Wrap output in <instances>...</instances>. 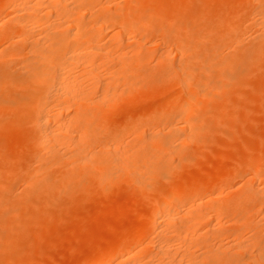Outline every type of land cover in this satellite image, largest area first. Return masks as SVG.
<instances>
[{
  "label": "bare ground",
  "instance_id": "bare-ground-1",
  "mask_svg": "<svg viewBox=\"0 0 264 264\" xmlns=\"http://www.w3.org/2000/svg\"><path fill=\"white\" fill-rule=\"evenodd\" d=\"M189 1L186 0L183 5L187 9H184V12L190 10V6H187ZM238 1L240 2V0L236 2ZM166 2L168 1L0 0V42H6L5 46L2 45V48L0 46V90L5 91L11 87L24 90L17 99L23 110L17 106L19 110L16 111L20 113L14 117L10 116L16 112L15 110L8 115L9 118L4 113L16 107L0 96V130L6 131V134L8 131L17 130L14 131L16 134L13 132L16 135L13 137L18 142H15L17 148H23L28 155L29 153L31 155L29 162L25 160L27 164L23 168L20 166L21 169L18 165L16 170L0 169L2 171L0 173H4L2 174L4 179L0 178V239L3 237L6 238L5 241L8 238L10 240L11 232L12 235L14 231L23 232L32 223L41 222V218L45 216L42 217L40 213L44 214L47 209L45 203L51 205L53 201L48 202V198L43 197L45 195H49L50 198L51 194L54 193L55 196L59 193L64 198L81 192V195L85 193L90 196L92 193L95 196H105L110 194L106 193L111 192L113 186L125 184L129 186L127 189L141 194L144 200L150 201L148 214L140 216L138 222L129 229L109 238L105 245L92 250L91 254L78 264H264V224L262 223L264 222V170L257 165L258 163L245 162L242 159L236 167L223 166L222 169H215L213 173L204 177L196 172L188 180L170 182L165 187L157 184L159 182L157 180L168 181L169 176L178 169L179 162L176 164L174 159L181 161L187 145L197 142L199 133H203L202 128H199L203 116L211 106L214 107V102L225 98L219 97L222 91H227L223 89L224 86L226 84L229 86L230 82L226 83L225 80L235 81L234 77L237 76L242 78L240 82L246 81L245 74L250 75L251 69L255 72L250 68L254 67L251 65L252 62L256 63L259 57L264 56V0L243 2L245 7L243 10L249 9L248 5H250V10L247 12L249 21H246L249 24L246 27L235 25L233 21H229V16L224 14V10L234 9L233 2L231 5L229 3V9L222 7V16L225 18L228 16L224 26L228 34L225 35L226 37L223 36L224 38L217 45L234 46L236 51L230 54L231 56L220 58L211 57L209 54V57L200 58L198 61L195 59L190 61L188 58L191 51L188 46H192V43L187 46L182 35L177 36L179 34L177 31L174 33L176 25L161 23L162 17L168 13ZM236 2L234 3L238 6L239 3ZM222 3L217 2L219 5H226ZM208 9L210 8H206ZM3 11L6 14L3 15ZM212 11L213 9L210 13ZM238 11L236 10V13ZM236 13L231 14L235 17ZM223 17H220V27ZM241 21H244V18ZM174 22L172 21L173 24ZM205 23L206 21L203 25ZM212 25L214 24L211 23L210 26ZM207 27L208 32L214 33L212 28ZM216 28H214L215 32ZM243 33L244 35L251 33V36H248L252 39L248 41L246 48L243 47L246 42L243 43V48L237 46L241 42L240 38H244ZM219 48L214 50L222 49L221 46ZM203 51L205 54V50ZM156 52L158 54L155 55ZM172 56L178 58H175L177 64L170 63ZM154 57L163 64L162 67L166 71L163 70L164 74L168 73L164 78L175 77V87L173 86L174 90L176 88L175 92L166 96L168 98H164L162 104L160 100V103L155 105V109H148V112L144 109L145 114L141 111L142 116L138 117L140 112L137 119L133 116L135 121L129 118L124 123L123 127L132 132H129L131 136L133 135L131 140H124L127 136L123 138L125 133L123 131L114 130L112 133L106 123L101 124H106V130L109 129L112 134L107 131L108 136H101L100 132L103 134L104 131H100V120L117 108L126 93L131 97V94H134L133 90L137 92L140 87L152 86L158 81L157 78L161 74L154 77L150 73L152 69L144 67L147 63L145 61H151L147 59ZM259 61L257 68L264 63ZM169 64H173L174 69ZM159 72L163 73L161 70ZM219 74L220 78L217 77ZM214 77L219 80L215 78V82H212ZM172 80L174 82V79ZM139 81L144 83L139 84ZM233 90L230 89L231 94ZM233 94L237 99V94ZM125 97L129 98V96ZM15 99L12 97V101L16 103ZM242 100H246L245 96ZM12 101L10 103H13ZM221 105L219 106L222 108V111L220 110L222 115L224 109ZM224 105L232 106L231 102L229 105L227 102ZM236 105L235 109L238 106ZM195 107H197L196 113H190ZM239 108L242 111L243 107ZM229 109L233 110L232 107ZM217 110L219 112V109ZM171 111L176 113L169 115ZM233 112L237 113L234 110ZM234 113L232 115L236 116L237 114ZM243 113L247 112L243 111ZM224 114L225 116L228 114V109ZM102 120L105 121L107 118ZM241 121L244 120L241 118ZM212 128L214 129L213 126ZM262 144L261 142L258 147ZM25 157L28 156L24 155V159ZM20 159L24 160L23 157ZM0 160L3 158L0 157ZM15 162L17 164V161ZM21 162L19 161L20 164H25L24 161ZM234 176L242 178V184L240 183L238 189H232L231 180ZM15 181L21 186L18 190L17 186L14 191ZM217 181H224L227 190L219 189L218 192L213 189ZM97 191H101V194L95 193ZM155 193L159 195L155 197ZM83 200L81 201L84 202ZM33 201L36 205L32 206L34 209L30 206ZM23 210L24 213L27 211L25 217L23 213L21 214ZM250 211L256 216H261V220H256L258 224L249 217ZM12 213H20L23 219L11 220ZM82 231H85V228ZM245 231L249 235H252V231L255 232L253 236L248 237L247 234L245 237ZM16 234L17 237L21 234L24 238V234ZM25 237L27 238V235Z\"/></svg>",
  "mask_w": 264,
  "mask_h": 264
},
{
  "label": "rangeland",
  "instance_id": "rangeland-1",
  "mask_svg": "<svg viewBox=\"0 0 264 264\" xmlns=\"http://www.w3.org/2000/svg\"><path fill=\"white\" fill-rule=\"evenodd\" d=\"M167 1L168 2H166V4H168V5H166V6H167V9H168V13H166V15H164L162 17V19L163 18L164 19L163 20L161 19V21H162L161 23L164 22L165 24L166 23L167 24L171 23V25H173V26L176 25L175 26L176 29H175L174 33L178 32L179 34H177V36L178 35H180V36L182 35L181 37L183 38L184 44L186 43L187 46L192 43V46L191 45L188 46V49L191 50L189 52V56H188L190 61H194V59L196 61H198L200 58H204L206 56L209 57V54H210L211 57L212 56L213 57L216 56V57L220 58L222 56H226V55L228 56L230 54L232 55L234 53V51H236V47H234V46L232 47V46H229V45H224V47H223V45H220L221 48L223 47L221 50H214V49H216L217 47H218V49H220L219 48L220 46H218L217 44H219L220 43L219 41L222 40V38H224L223 36L228 34V33L225 32L226 31L225 30L226 27H224L225 24L228 21V18H227L228 16L230 18L229 21H231V22L233 21V23L235 25L239 24L238 26L242 25L243 27H246V25L249 24L246 21L248 20V14L249 13L247 14V12L250 10V5H248L249 9L246 7L247 9L243 10V8H245L244 7V3H246L245 2L246 0L245 1L240 0V2L239 1L236 2L237 0H233V1L231 0L233 2V3L231 2L232 3V7H234V9L230 8L232 10H229V11L228 10H226V11L224 10L223 11V8H225V9L228 8L229 9L230 6H228V5L230 3L229 2L230 0H227L228 2L226 0H221V1L220 0H218V1L215 0V2L213 0H210V1H212V3H210L212 5H210L208 3V2H210L209 0H208V2H207V0L206 1L202 0L201 2L203 4L200 2V0H197V1L196 0H192L193 2H190L191 0L190 1L187 0V1H189L187 3V6H190V10H191V11L189 10L188 12H184L185 10H187L183 6L186 0H167ZM194 1L196 3H194ZM175 2H178V3L181 2V4L180 3L178 4V3H175ZM217 2H219V3L223 2L222 4H226V5H221V4L219 5V4H217ZM234 2H236L237 4L239 3L238 6L235 5ZM231 3H230V5H231ZM193 4H195V5H193ZM208 5H210V6H208ZM240 5H241V8H239ZM168 6L171 7V8H169ZM205 6H207L206 8H210V9L206 10ZM187 8H189V7H187ZM203 8H205V9H203ZM235 8H236L237 11L239 10L237 13H236ZM211 9H213L212 13H210ZM4 11L6 12L7 10H4ZM4 11L2 12V14L3 13L6 14L8 12L7 11L5 13ZM222 11L225 12L224 14L228 15V16H226V18L222 16ZM214 12L216 14H214ZM234 12L237 14V15L235 14V17H234L233 14H231V13H234ZM208 15H209L211 20L209 19ZM215 16L217 18L219 16L224 18L221 27H220V21H221L220 17H219V19H220L219 20V19H216ZM174 18H175V20H174ZM190 18H192V19H190ZM195 18H197V19H195ZM243 18H244V21H241V20H243ZM245 18H246V20H245ZM200 19H202V20H200ZM206 19H208L209 21L206 20ZM172 21L173 22L175 21L176 23L174 22V24H173ZM205 21L208 24L207 25L205 23V25L209 26L210 27L209 29L212 28L214 30V33L208 32L209 31L208 27L207 26L205 27V25H203V23ZM211 21H213V22H211ZM217 21H218L219 25H218ZM225 21H226V23H225ZM179 22H181V23L179 24ZM196 23H197V25H196ZM211 23H213L214 25L210 26ZM243 23H245V24H243ZM202 26H204L205 29ZM189 27H190V29H189ZM201 27H202V31H201ZM216 27H218V28H216ZM214 28H216V32H215ZM220 28L221 29L223 28V29L221 30ZM186 30H187V32H184ZM188 30H190V32ZM213 30H212V32H213ZM224 32L226 34H224ZM184 33H186L188 35H185ZM204 34H206V35H204ZM217 34L220 35V38H218L219 35H217ZM250 34L249 33H247V34L245 33V35H244V33H243L242 37H244V38H240L241 42H239L237 44V46L241 48L243 46V43L246 42L244 44V46H243L244 48H246L247 44L252 39L251 37H249V36H251ZM200 35L201 36L204 35V36H202L204 38H202ZM177 36L171 35V37H176V38H177ZM194 36H196V37H194ZM191 37H193V38H191ZM212 44H214V45H212ZM2 45L5 46L6 42L5 43L0 42L1 48H2ZM193 45H195V46H193ZM230 47H232V48H230ZM193 48H194L195 51H193ZM202 49L205 50V54H203L204 51ZM224 49H227V50L224 51ZM192 51H193V53H192ZM214 51H215V54H214ZM196 52L197 53L199 52V53L196 54ZM217 53H219V54H217ZM156 54H158V53L156 52L155 55ZM191 54H193V55H191ZM195 56H196V58H195ZM261 56H263V55H261ZM263 57H259L258 59L260 61L257 59V62L258 61L261 62V63H262V61L264 62ZM154 58H148L147 60L151 59V61H145L147 63H146V65L144 67L146 69H150V70L152 69L150 73L152 75H154V77L158 76L159 73H160L161 76H159L157 78L158 81H156L154 85L152 84V86L148 85L147 87H140V89L136 90L137 92H135L133 90L132 93H134V94H131L132 95L131 97H130V95H127V93H126L125 96H129V98L127 97V99H126V97L124 96L125 99L123 98L122 101H120V104H118L117 108L113 109L112 113H110V112L107 113L110 116L106 115L107 117L105 116V118H102V119H106L107 118V120H105V121H103L102 119H101L102 121L100 120V131H102V132L104 131L103 134L100 132L101 136L106 137L109 134H112L114 132V130L116 132L123 131V132L126 133V135H124L125 133H123V138H125L127 136L124 140L125 141L126 140H131L132 137H133V135L131 136L132 132L129 131V129H125L123 127L124 123L126 121H128L129 118H130V120H133L134 119L133 116H136V119H137L139 116H142L143 114H145L146 111L148 112V109L149 110L155 109L156 108V106H155L156 104L158 105L160 102L162 104V100L164 98L165 99L168 98V97L166 98V96H168L169 94L172 95L175 92L176 88H175V90L173 89V86L175 87V77L173 76L170 79L167 76V78H164V75L166 76V74H168V73L164 74L166 71L162 67L163 64H161L160 62H158V60L156 58L155 59ZM171 58L172 59H171L170 63H174V62H176L175 60L178 59V58L173 57V56ZM254 62H252L251 65H253L255 68L254 67H250V68H253L255 72H253V70L251 69L250 75L246 76V74H245L244 77L247 78L246 81L244 80L245 82L242 81V80H241L242 82H240V79H242V78H238L237 76L236 77L238 78V80H237L236 77H234L236 79L235 80L236 82L234 81V79H226L225 82L226 83L230 82V83H229V86H227V84L224 86L225 88L227 86V89H225V88H223V89L227 90V91H222V93L224 92L225 94L221 93L219 95V97H225L224 100H222L224 102H222V101H219V102L221 104H223V103L226 104V102H227L228 105H229V102H231L232 106H229V107L230 108L232 107V109L234 111H236L237 113H234L233 110H230L229 107H227V105L223 104V106H222L218 102V100H217V102H214L215 105L214 104L213 105H214L215 108L213 106H211L210 109L208 108L209 110L207 109L208 111L205 113V115L202 118V120H203V121H201L202 125L200 124L199 128L200 129L202 128L201 132H203V133H199V135H198L199 139L196 138L197 142L194 141L191 144H189V146L187 145L184 153L182 154L181 161L177 160V158L174 159V162L176 161V164H177V162H179L178 163V167H177L178 169L175 168L176 170L169 176L168 181L157 180V182L159 181L157 183V184H159V186L160 185L161 186L164 185L163 187H165L170 182H181V180H186V179L188 180L193 175V173L196 174V172H199V174L204 177L205 175L207 176V174L209 175V174L213 173L215 171V169L216 170L217 169H222L223 166H225V168H230V167L233 168V167H236L242 159L245 162L247 161V162H251V163H254V164L258 163L257 165H259V167L262 170H264V153H263L264 152V141H263L264 140V120H263L264 119V111H263V109H264V74H263L264 73V63L261 64L259 66V68H257L258 67L257 66L258 63L257 62L254 63ZM152 63H154V64H152ZM175 64H177V62ZM150 65H151V68H149ZM146 66H148V67H146ZM170 66L172 68L173 64H171ZM154 67H156V68H154ZM145 68H142V69L145 70ZM140 69H141V67L139 68V70ZM173 69H174V67H173ZM160 70L162 72L164 70L165 72L161 73V72H159ZM260 70H262L263 72H260ZM153 71H155V72H153ZM171 72H172V70H171ZM256 72H257V76H255ZM253 74H254V76H253ZM258 75H259V77H258ZM249 76H251V77H249ZM252 76L254 78H252ZM169 77H170V75H169ZM217 77L220 78V74ZM217 77H214L213 78L214 80L212 82H215L216 79L218 81L219 79ZM260 77H262V78H260ZM257 78H259L260 80L257 79ZM172 79H174V82H173ZM249 80H251V81H249ZM170 81L172 83H174V84H172ZM142 82L143 81H141L139 84H141ZM157 83H158V85H156ZM242 83L244 85H242ZM237 84H239V85H237ZM247 84H250V85H247ZM250 86H251V88H250ZM232 88L234 90L232 91V94H231L230 93V89H232ZM151 89H153V91H151ZM249 89H251V90H249ZM237 90L239 92H237ZM261 90H263V91H261ZM21 91L24 92V90L16 89L14 87L8 88L5 91L0 90V94H2L0 96H3L5 98L4 99L5 101L8 100L9 104H12V105H14V107H16L15 109L13 108V109H11L9 111H6L4 113L5 115H7V117H8V115H10V113H13L14 110L16 111V109H18V107H19V109L23 107V106L21 107V105L19 104V102L17 100L23 94V92H21ZM149 91H151V92H149ZM128 92H130V91H128ZM251 92H255L256 94L255 93H251ZM233 93L237 94L236 95V96H238L237 99H236V97H235V95ZM242 94H244V95H242ZM224 95H226V96H224ZM252 95H253V97H252ZM15 96L17 97L16 99H15ZM227 96H229V97L226 98ZM243 96H245L246 100H242ZM8 97H9L10 100L6 99ZM12 97H13V99H15V101L17 100V102H16L17 104L15 102H13L14 100L12 101ZM161 97H163V98H161ZM240 97H242V98L239 100ZM164 100H163V102H164ZM8 101H7V103H8ZM11 101L13 103H10ZM130 103H133V104H130ZM216 103H218L219 105H221V107H223L224 111L222 112V115L220 114L221 111H222V108H220L219 105H216ZM235 105L238 107V109L240 111H237L238 110L237 107L235 109ZM157 107H159V106H157ZM239 107H243L242 111H241V108H239ZM193 108H194V106H193ZM226 108L228 109V114H227L228 116L227 115L225 116V114H224L225 112L227 113V109ZM144 109H146L145 112L143 111ZM196 109H197V107H195V110L191 109L192 112H190V113L195 114L196 113ZM217 109H219V112H218ZM22 110H23V108H22ZM189 110H190V108H189ZM141 111H143L144 113L142 112L143 113L142 114ZM231 111L234 114H237V115L233 116L232 115L233 113H230ZM243 111L247 112V113H243ZM250 111H251V113H250ZM7 112H8V114H7ZM139 112H140V115H138ZM240 112H241L242 116L239 115ZM261 112H263V114ZM19 113H20V111L19 112L16 111L10 117H14L16 114H19ZM172 113L175 114L176 112L174 113V111H171V112H169V115H171ZM248 113H250V114L248 116H246ZM255 113L256 114L258 113V114L256 115ZM211 114H213V115H211ZM137 115H138V117H137ZM209 115H211V116H209ZM245 116H246L247 120L245 119ZM110 118L112 119L113 122L110 121L111 120ZM220 118L222 120L223 119L224 120L222 121ZM241 118L244 121H246V123H244V121L242 122ZM115 119H116V121H115ZM108 120H109V123H107ZM133 121H135V120H133ZM133 121H131V122H133ZM210 121H212V123ZM248 121H249V123H248ZM261 121H262V123H261ZM229 122H230V124H229ZM255 122L256 123L258 122V123L255 124ZM101 123L108 124L107 128L110 127L111 128L110 130L112 131V133L110 132L109 129L106 130V124H101ZM127 123L130 124L129 122H127ZM212 124H214V125H212ZM208 125L211 126V127H209ZM119 126H120V128H118ZM212 126L214 127V129L212 128ZM103 127H105V128H103ZM116 127H117V129H115ZM121 128H124V129L122 130ZM204 128L207 129V130H205ZM107 131H109V134H107L108 133ZM5 132L6 131L0 130V133H1L0 134V136H1L0 137V150H1V147H2V150L0 152L1 153L0 157H1V159L3 158V160H0V163H1L0 164V169L1 168L2 169L5 168V169H9V170L10 169L11 170H13V169L16 170L18 168L17 165L19 166V169H21L29 162L31 155L29 153V155H30L29 156L28 152L25 149L20 148V147H18V148H20V150L17 151L18 148H17L16 143H18V142L13 137V136H16L15 132H17V130L14 132L15 134L12 131H8L7 134ZM10 132H11V134L13 133L12 136H11V134H9ZM129 132H131V133H129ZM8 135L10 137H8ZM200 135H201V137H199ZM6 137H8V138H6ZM258 138H259V140H258ZM9 140H11V141H9ZM261 142L263 143L262 146L258 147V145H260ZM240 143H241V145H240ZM221 144H223V145H221ZM12 145H14V146H12ZM18 146H20V144H18ZM13 147H15V148H13ZM11 148H12V150H11ZM15 149H16V151H15ZM233 150H235V151L233 152ZM213 151H215V152H213ZM252 151H254V152H252ZM202 154H204V155H202ZM24 155L28 156V157H25V159H24ZM247 155H248V157H247ZM3 156H5V157H3ZM7 156H8V158L9 157L10 158L8 159ZM255 156H257V157H255ZM21 157H23L24 160L20 159ZM190 159H192V160H190ZM25 160H26V162L27 161L28 162L26 163ZM15 161H17V164H16ZM19 161L20 162L22 161L21 163H23V161H24L25 164L24 165L20 164ZM11 164H13L12 165L13 167L11 166ZM186 165H187V167H186ZM20 166H21V168H20ZM185 170H186V172H185ZM179 171H184V172H179ZM2 174H4V173H2ZM2 177H4V176L3 175L0 176V178L3 180L4 178H2ZM233 178L231 180V182L233 181V184H234V187H233V184H232V189H238L237 187H239L242 184V181H241L242 178H239L237 176H234ZM15 182L17 183V181H15ZM16 183L14 184L16 187H13V190L15 188H17V186H18L17 190L20 189L21 184L19 186V184H18L19 182L17 184ZM216 183L217 184H215L213 189L218 190V192H219V189L220 190H227V188L224 186V184H225L224 181H219V182L217 181ZM121 185L122 186H118V187L117 186H113L114 189H112V190L110 189L111 192H107L106 193V194L110 193L109 195H105V196H107V198L105 196H101V195L95 196L92 193H91L90 196L85 194V193L81 195V192H79V193H77L75 195H71V196H64V198H63V196H60L58 192H55V193H58L55 196H54V193L51 194L52 196L50 195L51 196L50 198H49V195L43 196L44 198L46 197L45 199L48 198L47 199L48 202L52 201V200L54 202L52 201L51 205H50V203H45L46 204L45 207L47 209L45 210V208L43 207L44 208L43 210H45V212H44V214L40 213V214H42V217H43V215L45 216V218H41V220H42V221L40 220L41 222H37L36 224L32 223L27 228V230H25L23 232L22 231L21 232L14 231V235H16V236L12 235L13 232H11L12 233V234L10 233L11 236L9 235L10 236V240L8 238L5 241L6 238L4 239L3 237H1L2 239H0V247L1 246L2 247L0 248V264H78L85 257H87L89 254H91L90 252H92V250H94L95 248H99V247L105 245V243L109 240V238L111 239L114 235L118 234L119 232H122V231H125V230L129 229L133 224L138 222V219H139L140 216H142V215L146 216L148 214L149 209H150V205H151L150 201H147L146 199L144 200V198H143V196H141V194H139L137 192H134L131 189L130 190L127 189V187H129V186H127L125 184H121ZM223 187L225 189H223ZM98 192H99V194H101V191H97L95 193H98ZM128 192H130V193H128ZM102 195H104V194L102 193ZM158 195H159L158 193L154 194L155 197L158 196ZM56 196H57V200H59V201H57V200L55 201ZM84 196H86V197H84ZM96 197H97V199H96ZM61 198L63 199V201H62ZM83 198H85V199L87 198L86 201H85V199L83 200ZM94 198L96 199V201H95ZM103 198H105V199L103 200ZM64 199L65 200L67 199V200L65 201ZM71 199H72L73 202L71 201ZM89 199H90V201H89ZM93 199H94V201H93ZM81 200H83L84 202H82ZM77 201H79V202H77ZM34 202L35 201H33V203L30 205L31 207L32 206H34V207L36 206L34 204ZM36 202H38V199L36 200ZM72 203L74 204L73 207H72V205H73ZM65 205H67V206H65ZM69 205L71 206V208H70ZM63 206H65V207L63 208ZM29 207H28L27 210H29L31 208V207L30 208ZM34 207H32V208L34 209ZM81 207H82V209H81ZM32 208H31V210H32ZM86 208H89V210L86 209ZM93 208L95 209V211H94ZM5 210H8V209L5 208ZM62 210L64 211V213H63ZM46 211H48V212H46ZM22 213H23V215L25 217L27 211L24 213V210H23V212H21V214ZM47 213H49V214L47 215ZM21 214L20 213L19 214H13V213L10 214L11 215V220L15 221L16 219H21V218L23 219V217H21L23 215H21ZM249 215H250L249 217H251V219L255 220L254 223L258 224V221H256V220L257 219L261 220V216H256L255 213L252 212V211H250ZM254 215H255L256 219L254 218ZM72 216H74V217H72ZM81 217L83 218L82 220H81ZM50 220L52 222H50ZM262 223L264 224L263 221H262ZM84 228H85V231H82V230H84ZM257 229H258V226H257ZM25 232H27L28 234L25 233ZM248 232H249V230H248ZM253 232H255V231H252V235L250 234L251 236H253ZM16 233L24 234V238H22L21 234L19 235L20 237L19 236L17 237L18 234H16ZM245 233H246V231H245ZM25 234L27 235V238L25 237L26 236ZM247 234L248 233L245 234V237L247 236ZM250 235L248 237H251ZM95 236H96V238H95ZM84 237H85V240H84ZM13 243H14V245H13ZM20 253H21V255H20Z\"/></svg>",
  "mask_w": 264,
  "mask_h": 264
}]
</instances>
